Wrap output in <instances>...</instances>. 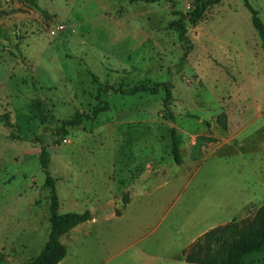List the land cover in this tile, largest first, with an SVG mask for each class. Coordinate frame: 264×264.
Returning a JSON list of instances; mask_svg holds the SVG:
<instances>
[{
    "label": "rangeland",
    "instance_id": "1",
    "mask_svg": "<svg viewBox=\"0 0 264 264\" xmlns=\"http://www.w3.org/2000/svg\"><path fill=\"white\" fill-rule=\"evenodd\" d=\"M194 2L0 0V264L48 239L41 147L58 212L100 214L62 264H189L200 235L264 204V49L246 8L264 25V0L184 20V54L169 24ZM162 83L166 108L163 87L130 94ZM75 114L89 118L62 128Z\"/></svg>",
    "mask_w": 264,
    "mask_h": 264
},
{
    "label": "trees",
    "instance_id": "2",
    "mask_svg": "<svg viewBox=\"0 0 264 264\" xmlns=\"http://www.w3.org/2000/svg\"><path fill=\"white\" fill-rule=\"evenodd\" d=\"M132 2L142 1L147 3L159 0H131ZM220 0H195L191 4L190 11L169 24V27L177 33L178 40L182 44L184 54L190 51L191 45L187 36L185 21L196 23L204 14L207 8L217 5ZM246 8L251 15V23L255 29L264 49V25L256 11L246 3ZM158 87H163L165 98L164 108L167 107L171 94L170 84L162 83L153 88H135L130 94L139 92H151L156 94ZM106 110V104L95 107L91 118H95L100 112ZM82 118H89L87 115L75 114L71 119L62 122V128L77 126ZM171 153L177 165L182 164L180 150L175 139L173 130H170ZM49 154L44 147L40 149L39 164L45 176V184L49 188V223L50 229L48 239L41 252L26 264H58L67 255V248L61 243L60 238L68 233L73 227L89 220L88 212L83 214L58 212V199L55 191L54 179L48 171ZM264 182V180H263ZM264 250V204L255 212L252 218L239 221H230L225 224L209 229L193 241L187 249L182 252L183 259L189 264H248L247 259Z\"/></svg>",
    "mask_w": 264,
    "mask_h": 264
},
{
    "label": "crops",
    "instance_id": "3",
    "mask_svg": "<svg viewBox=\"0 0 264 264\" xmlns=\"http://www.w3.org/2000/svg\"><path fill=\"white\" fill-rule=\"evenodd\" d=\"M147 179L145 178L144 182L146 181ZM89 207V206H88ZM102 213V212H100ZM104 214V213H103ZM100 214L99 213H94V211L90 212V218L89 220H87L86 222H83L81 224H78L77 226L73 227L68 233H66L65 235H63L61 238H63L64 236H66V238H68V243H63L61 242L62 244H64L67 248V255H68V249L70 248V246L74 243V241L80 237V236H84L87 234V231H88V226L87 224H90L92 223L93 221H96V217L99 216ZM105 216H117L115 215L114 213L112 212H108L107 214H104ZM60 238V239H61ZM66 255V256H67ZM63 260L60 261L58 264H62Z\"/></svg>",
    "mask_w": 264,
    "mask_h": 264
},
{
    "label": "built area",
    "instance_id": "4",
    "mask_svg": "<svg viewBox=\"0 0 264 264\" xmlns=\"http://www.w3.org/2000/svg\"><path fill=\"white\" fill-rule=\"evenodd\" d=\"M62 27H57L56 29L51 30V35H54L57 30L61 29ZM65 141V140H64Z\"/></svg>",
    "mask_w": 264,
    "mask_h": 264
}]
</instances>
